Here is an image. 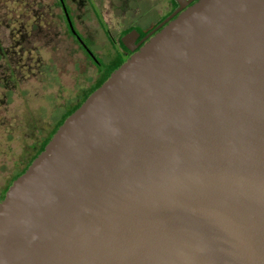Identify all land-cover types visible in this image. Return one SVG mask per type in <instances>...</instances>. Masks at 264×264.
I'll list each match as a JSON object with an SVG mask.
<instances>
[{
	"label": "water",
	"instance_id": "water-1",
	"mask_svg": "<svg viewBox=\"0 0 264 264\" xmlns=\"http://www.w3.org/2000/svg\"><path fill=\"white\" fill-rule=\"evenodd\" d=\"M174 1L6 189L0 264H264V0Z\"/></svg>",
	"mask_w": 264,
	"mask_h": 264
},
{
	"label": "rangeland",
	"instance_id": "rangeland-1",
	"mask_svg": "<svg viewBox=\"0 0 264 264\" xmlns=\"http://www.w3.org/2000/svg\"><path fill=\"white\" fill-rule=\"evenodd\" d=\"M6 1L8 8L0 1V198L100 76L98 64L70 34L57 0H27L30 7ZM171 1L62 2L72 30L91 56L107 64L116 51L125 54L119 45L122 29L150 30L172 12ZM12 9L20 12L18 23L12 22L17 17Z\"/></svg>",
	"mask_w": 264,
	"mask_h": 264
},
{
	"label": "trees",
	"instance_id": "trees-1",
	"mask_svg": "<svg viewBox=\"0 0 264 264\" xmlns=\"http://www.w3.org/2000/svg\"><path fill=\"white\" fill-rule=\"evenodd\" d=\"M1 1V3L3 4V5H6L7 7L6 8H8V6H9V2L8 1H6V0H0ZM58 2H57V5H59V6H61V4H63V0H57ZM12 3L13 4H15L16 6H19V5H17V4H21V3H23V4H25V5H27V6H31V4H32V2H27V0H14V1H12ZM171 4H172V8H171V10L175 7V5H176V2L174 1V0H172L171 1ZM66 9V8H65ZM28 9H26L25 11L26 12H28L27 11ZM12 11H13V14L14 15H16L17 17H16V19L15 20H12V22H15V23H18V21H19V18H18V15L20 14V12L18 11V12H16L14 9H12ZM22 11H23V8H22ZM61 11H62V8H61ZM65 12L67 13V10H65ZM29 13V12H28ZM7 14H8V12H7ZM62 14L64 15V13H63V11H62ZM96 16H97V14H96ZM29 17H30V20H32V16H30L29 15ZM65 18V17H64ZM97 19H98V22L100 23V26L102 27V29L105 31V29H104V26H103V24H102V22H101V20H100V18H99V16H97ZM28 21H29V19H28ZM159 22V21H158ZM28 23V22H27ZM32 24H33V22H32ZM66 24H67V22H66ZM157 23H155L153 26H155ZM134 27H132V26H128L127 28H124V29H122L121 30V32H120V34L121 35H123V34H125L126 32H128L129 30H131V29H133ZM137 32H138V34H139V36H143L147 31H140V30H138V29H136V28H134ZM69 32H70V34L72 35V36H74L75 38L76 37H78L77 36V33L76 32H71L70 30H69ZM11 33H12V35H11V37L12 38H14V32H13V30H11ZM121 37V36H120ZM119 45H120V47H121V49L122 50H125V47L121 44V42L119 41ZM91 58H92V60H94V62L96 63V64H98L97 65V69L100 71V76H99V78L97 79V82H96V84L94 85V87L91 89V90H89V91H87L86 93H85V95H84V97L82 98V100L81 101H79L72 109H70L65 115H63L61 118H60V120H58V122L55 124V126H54V128H53V131H52V134L54 133V131L56 130V128L61 124V122L64 120V118L67 116V115H69L74 109H76L79 105H80V103L95 89V88H97L109 75H110V73L111 72H113L120 64H122L123 63V61L127 58V56H122V54L120 53V52H118V51H116L115 52V54H114V56H113V59H111L107 64H104V63H100L98 60H96V58H94L93 56H91ZM51 134V135H52ZM51 135L47 138V139H45L41 144H40V146H39V148H38V150H37V152L35 153V155L31 158V160L43 149V147H44V145L47 143V141L49 140V138L51 137ZM30 160V161H31ZM30 163V162H29ZM28 163V164H29ZM28 165H26V166H24V168L22 169V171H20L17 175H15L14 176V178L15 177H17L19 174H21L24 170H25V168L27 167Z\"/></svg>",
	"mask_w": 264,
	"mask_h": 264
},
{
	"label": "flooded vegetation",
	"instance_id": "flooded-vegetation-1",
	"mask_svg": "<svg viewBox=\"0 0 264 264\" xmlns=\"http://www.w3.org/2000/svg\"><path fill=\"white\" fill-rule=\"evenodd\" d=\"M177 7V5H175V7L172 9V11L175 9ZM149 31V30H148ZM142 36H138V38L136 39V41L139 39V38H141ZM83 47V46H82ZM84 47H85V45H84ZM83 47V48H84ZM86 49V47L84 48V50ZM125 51V54H123L122 56L124 57V56H129L130 55V52L127 50V49H125L124 50ZM87 52V51H86ZM88 53V52H87ZM88 55L91 57V55L88 53ZM10 184L8 183V185L5 187V189L3 190V192H2V195H1V198H0V200L3 198V195H4V193H5V191H6V189L8 188V186H9Z\"/></svg>",
	"mask_w": 264,
	"mask_h": 264
}]
</instances>
